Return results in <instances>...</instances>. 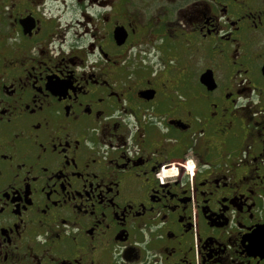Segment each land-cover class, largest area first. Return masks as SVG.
Listing matches in <instances>:
<instances>
[{
	"label": "flooded vegetation",
	"instance_id": "1",
	"mask_svg": "<svg viewBox=\"0 0 264 264\" xmlns=\"http://www.w3.org/2000/svg\"><path fill=\"white\" fill-rule=\"evenodd\" d=\"M0 264H264V0H0Z\"/></svg>",
	"mask_w": 264,
	"mask_h": 264
},
{
	"label": "snow or ice",
	"instance_id": "2",
	"mask_svg": "<svg viewBox=\"0 0 264 264\" xmlns=\"http://www.w3.org/2000/svg\"><path fill=\"white\" fill-rule=\"evenodd\" d=\"M189 165L191 166V161H189Z\"/></svg>",
	"mask_w": 264,
	"mask_h": 264
}]
</instances>
